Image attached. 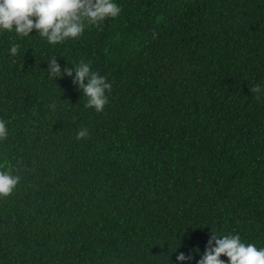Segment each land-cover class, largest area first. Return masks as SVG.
<instances>
[{"label":"trees","instance_id":"16d2710c","mask_svg":"<svg viewBox=\"0 0 264 264\" xmlns=\"http://www.w3.org/2000/svg\"><path fill=\"white\" fill-rule=\"evenodd\" d=\"M116 2L59 43L0 31V168L20 176L0 264H197L236 232L264 246V0ZM79 61L111 84L100 112Z\"/></svg>","mask_w":264,"mask_h":264},{"label":"clouds","instance_id":"9594fccd","mask_svg":"<svg viewBox=\"0 0 264 264\" xmlns=\"http://www.w3.org/2000/svg\"><path fill=\"white\" fill-rule=\"evenodd\" d=\"M120 13L116 0H0V31H12L19 36H28L36 29L41 37L49 44H55L72 37H78L86 24H96L105 17H115ZM18 44H12L9 52L15 55ZM74 80L88 98L85 107L92 106L97 112L103 110L108 102L106 90L111 89L108 79L91 70L88 62L79 61L73 64ZM51 73L71 74L72 69H61L53 61ZM262 91L261 85L256 84L251 89ZM8 135L7 122L0 119V139ZM77 138L87 135V129L82 128ZM20 180L13 174L10 167L0 168V195H8ZM214 239V243L212 240ZM210 247L197 260V264H264V246L257 247L253 242H245L240 233L217 235L209 240ZM224 254L228 259H221ZM177 260L188 259L184 253L177 255Z\"/></svg>","mask_w":264,"mask_h":264}]
</instances>
